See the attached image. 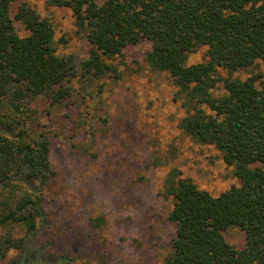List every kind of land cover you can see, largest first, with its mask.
Masks as SVG:
<instances>
[{"label": "trees", "instance_id": "obj_1", "mask_svg": "<svg viewBox=\"0 0 264 264\" xmlns=\"http://www.w3.org/2000/svg\"><path fill=\"white\" fill-rule=\"evenodd\" d=\"M16 1L0 0V264L71 260L40 240L49 224L44 190L55 171L49 133L31 103L43 98L48 107L71 106L81 117L106 79L121 78L116 60L123 49L143 41L150 43L146 64L169 75L174 99L186 110L180 128L214 145L239 180L213 196L176 167L162 176L158 194L170 203L166 218L174 227L163 264H264V72L231 76L264 63V0H47L71 11L88 44L85 59L57 53L51 21L26 3L12 16ZM200 47L203 60L187 64ZM217 88L221 93L214 94ZM96 134L90 128L77 145L91 159ZM149 147L152 165H161L159 150ZM88 222L100 228L105 220ZM231 227L244 234L240 249L223 236ZM11 249L16 255L9 258Z\"/></svg>", "mask_w": 264, "mask_h": 264}, {"label": "rangeland", "instance_id": "obj_2", "mask_svg": "<svg viewBox=\"0 0 264 264\" xmlns=\"http://www.w3.org/2000/svg\"><path fill=\"white\" fill-rule=\"evenodd\" d=\"M22 2L51 21L57 53L86 58L88 44L68 8L47 0H17L12 16ZM14 26L19 36L27 33L20 21ZM149 49L148 41L126 46L116 60L121 78L106 79L102 92L87 100L92 109H85L88 112L81 117L71 106L50 108L43 98L31 103L49 133L55 171L44 190L49 224L40 240L50 252L66 254L71 259L68 264H163L174 227L166 218L170 203L158 189L170 168H178L213 196L239 184L214 145L200 144L180 128L186 110L181 100L174 99L177 89L169 75L146 64ZM205 50L200 47L190 53L187 64L202 61ZM256 72H264V63L256 61L253 68L231 76L243 80ZM219 75L227 72L220 69ZM213 93L221 91L217 88ZM75 119L84 123L76 126ZM90 128L97 131L94 159L77 146L88 138ZM149 145L159 150L161 165H152ZM98 216L105 223L92 228L88 221ZM223 236L238 249L244 245L238 227L228 228ZM15 255L11 249L8 257Z\"/></svg>", "mask_w": 264, "mask_h": 264}]
</instances>
